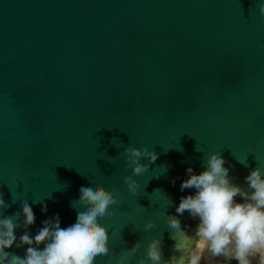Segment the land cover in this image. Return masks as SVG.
I'll list each match as a JSON object with an SVG mask.
<instances>
[{"label":"water","instance_id":"1","mask_svg":"<svg viewBox=\"0 0 264 264\" xmlns=\"http://www.w3.org/2000/svg\"><path fill=\"white\" fill-rule=\"evenodd\" d=\"M129 144L158 154L135 177V195L123 181ZM212 151L241 186L250 169H264L258 0H0V192L10 205L2 211L27 200L30 233L54 214L72 221L80 186L93 181L119 190L114 214L100 219L110 253L99 264H136L154 236L167 261L180 254L173 235L182 237L166 217L177 215L189 236L198 222L175 212L194 191L180 190L186 168L200 172ZM149 219L155 227L145 230Z\"/></svg>","mask_w":264,"mask_h":264},{"label":"clouds","instance_id":"2","mask_svg":"<svg viewBox=\"0 0 264 264\" xmlns=\"http://www.w3.org/2000/svg\"><path fill=\"white\" fill-rule=\"evenodd\" d=\"M258 11L264 16V0H258ZM122 153L125 167L131 169L123 181L135 195L141 188L135 177L145 173L158 154L147 145L132 144ZM142 158H147L148 163H142ZM201 163L198 173L191 166L186 168L187 178L181 181L180 190L194 191L181 196L175 208L177 214L187 211L198 221L194 235L181 230L177 215H168V226L181 233L180 241L173 235L174 247L180 254L164 261L160 239L154 236L144 244L136 264H204L207 258L215 264H231L233 260L237 264H264V169H250L241 186L229 175L230 169L224 166L225 159L219 152L207 153ZM161 167L167 172L166 166ZM19 181L22 178L12 181L14 188ZM118 195L116 188L107 189L93 181L84 183L78 199L72 202L76 209L72 221L62 224L59 214H54L41 221L42 226L32 234L28 229L36 217L29 202L22 200L19 212L5 215L2 210L10 205L0 192V264H96L98 256L110 253L109 234L100 219L114 214L110 206L118 203ZM40 203L41 212H46V203ZM18 227L24 229L19 236L14 231ZM143 227L150 230L155 223L149 219ZM13 247L24 248L23 256L11 251ZM140 249L141 242L137 241L127 249V256L135 258Z\"/></svg>","mask_w":264,"mask_h":264},{"label":"flooded vegetation","instance_id":"3","mask_svg":"<svg viewBox=\"0 0 264 264\" xmlns=\"http://www.w3.org/2000/svg\"><path fill=\"white\" fill-rule=\"evenodd\" d=\"M216 259H220L219 257ZM204 264H215V261H212L210 258H207L204 262ZM234 264H237V262H235Z\"/></svg>","mask_w":264,"mask_h":264},{"label":"snow or ice","instance_id":"4","mask_svg":"<svg viewBox=\"0 0 264 264\" xmlns=\"http://www.w3.org/2000/svg\"><path fill=\"white\" fill-rule=\"evenodd\" d=\"M102 259V257H98L96 260V264H99V260Z\"/></svg>","mask_w":264,"mask_h":264}]
</instances>
